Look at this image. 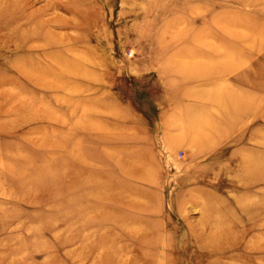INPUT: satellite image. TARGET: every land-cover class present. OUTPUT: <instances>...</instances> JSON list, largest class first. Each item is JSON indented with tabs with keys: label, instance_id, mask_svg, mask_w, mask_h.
<instances>
[{
	"label": "rangeland",
	"instance_id": "1",
	"mask_svg": "<svg viewBox=\"0 0 264 264\" xmlns=\"http://www.w3.org/2000/svg\"><path fill=\"white\" fill-rule=\"evenodd\" d=\"M0 264H264V0H0Z\"/></svg>",
	"mask_w": 264,
	"mask_h": 264
}]
</instances>
